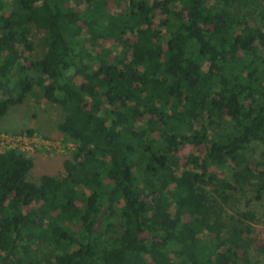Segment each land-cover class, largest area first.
I'll list each match as a JSON object with an SVG mask.
<instances>
[{
    "label": "trees",
    "instance_id": "16d2710c",
    "mask_svg": "<svg viewBox=\"0 0 264 264\" xmlns=\"http://www.w3.org/2000/svg\"><path fill=\"white\" fill-rule=\"evenodd\" d=\"M122 1L0 0V119L37 87L75 143L37 182L0 152V264H252L264 0Z\"/></svg>",
    "mask_w": 264,
    "mask_h": 264
},
{
    "label": "rangeland",
    "instance_id": "374dc122",
    "mask_svg": "<svg viewBox=\"0 0 264 264\" xmlns=\"http://www.w3.org/2000/svg\"><path fill=\"white\" fill-rule=\"evenodd\" d=\"M125 7V2L122 0H111L110 10L118 11ZM40 30H33L32 33V46L34 47L33 53L40 56L45 47L41 44ZM111 45V42L105 43V45ZM80 82V78L75 79ZM63 116L62 109L47 100H45L41 94L39 88H35L34 93L28 95L21 105L10 106L7 113L0 119L1 129L8 130H26L27 127H34L36 130L41 131L44 135L59 136L55 128V124ZM38 127V128H37ZM251 159L253 166L259 165L264 159V145L254 142L251 144ZM203 148H200V151ZM194 152L192 145H186L179 150V166L186 164V157ZM34 159V167L27 175V179L32 182H37L38 178L42 174H53L57 176L63 175V169L61 167V160L64 155L53 154V156L46 159L40 158L37 155L32 156ZM220 173V171H218ZM221 174V173H220ZM247 197L252 198V194L248 193ZM230 203V202H229ZM120 204H118L119 206ZM229 205V204H228ZM225 205L224 208L229 215H233L235 209L230 205ZM236 208L244 210H252L256 214L255 221L245 220L246 223L251 224L255 228L256 241L253 244L251 254L249 255L252 264H264V197L261 200L252 199L250 204L245 205V198L241 197L239 202L236 203ZM117 224L116 229L121 231V225L119 219H115Z\"/></svg>",
    "mask_w": 264,
    "mask_h": 264
},
{
    "label": "built area",
    "instance_id": "2783aa9c",
    "mask_svg": "<svg viewBox=\"0 0 264 264\" xmlns=\"http://www.w3.org/2000/svg\"><path fill=\"white\" fill-rule=\"evenodd\" d=\"M74 148L75 143L63 137L51 138L0 129V152L16 149L26 154L41 153L44 156H50L53 154L66 155Z\"/></svg>",
    "mask_w": 264,
    "mask_h": 264
},
{
    "label": "crops",
    "instance_id": "0c3cea01",
    "mask_svg": "<svg viewBox=\"0 0 264 264\" xmlns=\"http://www.w3.org/2000/svg\"><path fill=\"white\" fill-rule=\"evenodd\" d=\"M3 130H4V129H3ZM6 130H8V129H6ZM33 155H37V156H39L40 158H42V157L44 156V155L41 154V153H34V154H32V156H33ZM51 156H53V155H50V156H48V157L51 158ZM48 157L44 156L43 158L46 159V158H48ZM43 158H42V159H43Z\"/></svg>",
    "mask_w": 264,
    "mask_h": 264
}]
</instances>
